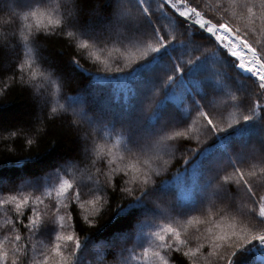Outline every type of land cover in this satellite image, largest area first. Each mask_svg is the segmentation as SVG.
Wrapping results in <instances>:
<instances>
[{
  "label": "snow or ice",
  "instance_id": "snow-or-ice-1",
  "mask_svg": "<svg viewBox=\"0 0 264 264\" xmlns=\"http://www.w3.org/2000/svg\"><path fill=\"white\" fill-rule=\"evenodd\" d=\"M209 11L196 0H11L4 23L17 24L16 43L5 33L0 50L23 47L12 75L0 76V97L21 87L23 113L50 106L51 122L66 120L77 140L39 174L6 183L0 172V264H84L86 251L98 264L108 256L113 264H264V0H215ZM51 37L119 78V110L86 88L60 103L66 75L39 48ZM210 62L224 71L209 78ZM70 63L87 84L103 82L79 59ZM48 122L32 130L29 146ZM200 134L212 144L189 147ZM176 152L191 154L183 171L159 179ZM34 165L25 157L0 169ZM117 192L128 202L112 219L133 220L132 246L128 232L82 241L80 221L94 226Z\"/></svg>",
  "mask_w": 264,
  "mask_h": 264
},
{
  "label": "trees",
  "instance_id": "trees-1",
  "mask_svg": "<svg viewBox=\"0 0 264 264\" xmlns=\"http://www.w3.org/2000/svg\"><path fill=\"white\" fill-rule=\"evenodd\" d=\"M11 5V0H0V36L7 33L9 40L12 44H15V38L12 37V33L16 31L17 24H5L4 19L7 17L10 7H6L4 3ZM200 3L201 8L209 12L212 15V11H209V7L214 6L215 0H196ZM7 3V4H8ZM29 23H34L30 20ZM200 43L199 40L196 41ZM23 45L17 44L15 48L9 47L7 49L0 50V76L3 79L12 75L15 66V57L17 53L22 55L21 49ZM111 47V46H109ZM41 56L46 64H52L61 69L67 79V84L63 88V94L60 97V103H71L70 100H66V97H70L80 88H86L90 93V99H95L96 102L103 103L111 106L113 109L119 110L121 107V100L119 99L120 82L119 78L108 79V75L103 72L102 66L93 62V59H89V53H80L76 50L74 45H69L66 38L51 37L42 40L39 44ZM214 46L209 45L208 52L213 50ZM200 53H197L199 55ZM96 55L101 56L102 59L108 57V53L96 52ZM118 53H112V59H114ZM179 55V53H176ZM79 59L80 63L85 69H88L90 73H96L98 78L103 82L95 86L86 83V79L80 75L73 73L70 61L73 59ZM186 58V57H185ZM98 67L100 71L97 72ZM159 71V69H157ZM221 64L210 62L205 68V72L209 78L213 77L217 73H222ZM231 74V73H230ZM2 86V85H0ZM195 87V85H190ZM237 85H232L236 87ZM27 93L19 86H13L10 92L0 97V162L9 160H18L25 157H34L35 162L39 166L26 167L24 169H15L11 166L0 169L3 174V179L6 183L15 182L19 177L26 174H39L43 168L44 162L51 163L54 154L61 156L68 155L72 152L73 147L77 140V134L75 131L67 127L66 120L57 119L55 122H51L48 117L50 112V106L43 109L37 108L29 114L23 113V105L26 103ZM173 107L179 110L181 108V101L174 99L170 102ZM228 114L225 113V118ZM48 119L49 122L45 131L36 137L35 143L32 146L27 144V139L32 136H36L33 129L44 128V124L41 121ZM194 127H198L194 126ZM23 128L25 133L29 135H21L19 137H12L10 132L16 129ZM4 129H7L5 131ZM201 144L197 145L195 139L188 142V146L192 148L207 147L212 144V140L207 138L205 134H200ZM207 140V143L204 141ZM170 151H172L170 149ZM221 153L219 146L210 149L212 158H215ZM190 153H185L182 158L180 152L175 153L174 158L165 157L169 160V169L163 173L159 179H168L173 177L175 173L182 172L184 169L183 159L190 158ZM30 163L25 161V164ZM95 170L93 169V172ZM117 179H119L117 177ZM111 207L104 211L101 215L94 218V226L83 225V221L80 223L82 227L77 228V232L82 241L88 239L95 245H99L103 240L108 239L114 232H128L129 234V247L132 246L131 229L133 226V220L119 219L113 221L112 217L116 208L121 204H126L127 199H122L120 193H114L110 198ZM77 211H79L77 209ZM75 215V213H74ZM0 223H2V217H0ZM23 231V230H22ZM99 258L94 252L86 251L84 254V264H98ZM107 264H113V256L107 257ZM176 264H184L183 257H177Z\"/></svg>",
  "mask_w": 264,
  "mask_h": 264
},
{
  "label": "rangeland",
  "instance_id": "rangeland-1",
  "mask_svg": "<svg viewBox=\"0 0 264 264\" xmlns=\"http://www.w3.org/2000/svg\"><path fill=\"white\" fill-rule=\"evenodd\" d=\"M7 3H8V2H7ZM7 3H6V2L4 3L5 6H6V7H11V5H10L9 3H8V4H7ZM213 10H214V9H213ZM225 42H227V41H225Z\"/></svg>",
  "mask_w": 264,
  "mask_h": 264
}]
</instances>
